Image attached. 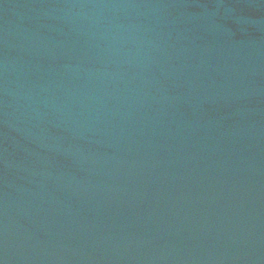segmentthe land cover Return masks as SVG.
Wrapping results in <instances>:
<instances>
[{"label": "water", "instance_id": "water-1", "mask_svg": "<svg viewBox=\"0 0 264 264\" xmlns=\"http://www.w3.org/2000/svg\"><path fill=\"white\" fill-rule=\"evenodd\" d=\"M0 264H264V0H0Z\"/></svg>", "mask_w": 264, "mask_h": 264}]
</instances>
